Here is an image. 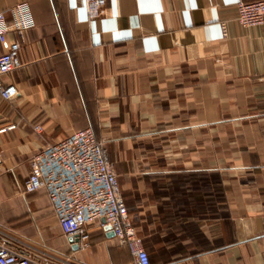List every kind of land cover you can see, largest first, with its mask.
<instances>
[{
  "label": "crops",
  "instance_id": "crops-1",
  "mask_svg": "<svg viewBox=\"0 0 264 264\" xmlns=\"http://www.w3.org/2000/svg\"><path fill=\"white\" fill-rule=\"evenodd\" d=\"M22 1L35 26L0 43H21L5 77L19 94L0 96L1 236L52 261L135 264L94 224L71 243L46 191L23 193L36 152L91 127L151 264H264V24L241 27L240 0H106L93 19L86 0H0L9 22Z\"/></svg>",
  "mask_w": 264,
  "mask_h": 264
},
{
  "label": "built area",
  "instance_id": "built-area-1",
  "mask_svg": "<svg viewBox=\"0 0 264 264\" xmlns=\"http://www.w3.org/2000/svg\"><path fill=\"white\" fill-rule=\"evenodd\" d=\"M106 0H86L90 19L100 16ZM236 22L243 28L264 24V0H240ZM11 10L9 22L0 10V43L10 31L20 35L35 26L31 7L22 1ZM226 34V22H222ZM21 43L12 42L0 54V96L4 100L19 94L17 86L7 83L5 77L20 65ZM42 131L41 125H36ZM31 170L25 181L23 193L45 190L55 210L63 233L78 237L82 247L90 245L89 225L99 229L111 225L121 245L127 246L135 257V264H151L143 239L133 224L128 206L106 142L97 138L91 127L74 131L71 135L47 144L36 152L30 161ZM105 220V222L103 221ZM0 264H71L68 259L48 260L31 251L13 245L0 234Z\"/></svg>",
  "mask_w": 264,
  "mask_h": 264
},
{
  "label": "water",
  "instance_id": "water-1",
  "mask_svg": "<svg viewBox=\"0 0 264 264\" xmlns=\"http://www.w3.org/2000/svg\"><path fill=\"white\" fill-rule=\"evenodd\" d=\"M103 221L105 222V220H103ZM105 230L107 231V234H108L109 237H114L115 236V233H114L111 225L106 224ZM69 241L71 243H77V244H79V238L78 237H69Z\"/></svg>",
  "mask_w": 264,
  "mask_h": 264
},
{
  "label": "trees",
  "instance_id": "trees-1",
  "mask_svg": "<svg viewBox=\"0 0 264 264\" xmlns=\"http://www.w3.org/2000/svg\"><path fill=\"white\" fill-rule=\"evenodd\" d=\"M201 183L202 184H207V185H210L211 184L210 180L201 181Z\"/></svg>",
  "mask_w": 264,
  "mask_h": 264
}]
</instances>
